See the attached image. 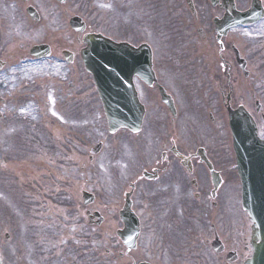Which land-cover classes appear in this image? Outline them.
Wrapping results in <instances>:
<instances>
[{"label": "flooded vegetation", "instance_id": "obj_1", "mask_svg": "<svg viewBox=\"0 0 264 264\" xmlns=\"http://www.w3.org/2000/svg\"><path fill=\"white\" fill-rule=\"evenodd\" d=\"M237 10L248 7L250 0H232ZM264 7V0H259ZM108 5L109 7H102ZM33 6L40 18L38 22L28 18L26 8ZM223 0H6L0 2V22L27 21L35 26L44 19L53 23H65L70 17H79L86 32L110 33L115 40L127 41L134 46L147 42L156 32L164 31L172 40L194 47L204 65L201 72L214 71L212 59L225 56L233 47L229 36L216 43L214 20L225 14ZM13 32V29H10ZM152 79H157L159 68L166 61L164 50L152 51ZM220 72H230L236 67L221 60ZM137 88L146 89V83L134 79ZM216 84V83H214ZM146 101L149 97H144ZM187 120L189 114L178 110L174 117L157 102L149 104L143 131L154 132L148 142H156L154 160L146 164L153 169L155 178H144L135 188L132 209L139 220V234L135 246L129 249L118 236L123 228L119 211L121 197L110 203L105 232L107 247L105 264H242L251 256L249 226H243L241 216L227 211V173L224 164L213 162L217 173L216 188L212 185L208 169L200 162L197 151L189 143V135L178 119ZM214 121V120H213ZM181 154L190 159L191 172L178 159ZM207 154V153H206ZM136 185V184H135ZM49 227L42 233L41 242L30 243L27 261L16 254L12 264H98V228L79 231ZM94 232H92V231ZM65 232L64 234H59ZM219 243L218 250L213 244ZM78 247V258H72ZM69 256V259H68Z\"/></svg>", "mask_w": 264, "mask_h": 264}, {"label": "rangeland", "instance_id": "obj_2", "mask_svg": "<svg viewBox=\"0 0 264 264\" xmlns=\"http://www.w3.org/2000/svg\"><path fill=\"white\" fill-rule=\"evenodd\" d=\"M39 32L36 31L33 35L25 36L21 41L13 40L8 46L2 47L3 43L0 42V47H2L0 58L3 59L2 56L9 57L11 60L8 69L0 74V81L8 83V88L0 89V97L5 99L4 104H0V185L2 187L0 202L7 210L0 211V241L3 240L6 232L15 234L17 231L22 237L27 235L26 228L32 224L27 210L30 209L31 204L32 206L36 203L39 205V210L36 211L38 217L35 219L37 225H46L55 214L60 212L66 216L70 215L76 209L75 203L74 206H67L60 199L66 197L74 200L85 179H88L87 185L90 186L91 170H94L95 173L93 178L95 179L94 187L99 193L98 205L104 211L107 210L104 183L110 168H112V164L110 165L112 148L97 159L93 169H88L89 166H87L88 172L86 174H82L79 167L93 144L105 134V122L96 92L90 77L81 68V72L78 73L80 75L78 80L81 81L82 89L77 91L84 95L83 99L80 100L76 97L71 100L64 95L70 94L74 89L69 83H65L70 79L73 70L68 65L58 61L57 51L60 49L58 43L55 45V55L48 59L32 61L27 58L19 59L15 55L16 47L24 48L33 41L34 43L43 41ZM259 32L262 34L261 37H264V22L260 26L242 31L240 35L234 37L242 38L238 45H244L241 46L244 52H246L245 49L249 48L253 52L252 54L250 50H247L249 68L257 78V93L264 103V50H262L264 46L260 50L262 59L260 62L255 59L256 53L253 50L256 47L253 40ZM64 41L67 43L74 41L67 30ZM33 80L34 83H32ZM58 82L65 83L61 84L62 89L58 94L54 93L53 89L52 91L48 90L49 83H51V87H56ZM32 85H35L34 90H29ZM245 87L244 84L236 85L240 93H245ZM59 99L71 100L62 104L66 107L69 115L74 117L75 122L82 115L84 109L90 108L89 103L84 102L85 99L92 103V111L89 115L86 113L83 115L82 126L77 130L60 129L54 125L53 121L60 122L56 108ZM53 112L56 115H53ZM20 117H23L24 120ZM31 122H42L43 127L47 128L44 130L47 134L46 137L55 134L57 139L52 136L53 139L59 141L57 150H52L48 159L45 158L43 161L37 162L44 164L39 169H34L33 164L24 158L19 162H9L8 160L13 156L8 155L6 157L5 152L7 151L4 150L2 125L8 123L12 128L25 127L18 129L20 133L27 132L26 135H18L17 130H8L5 134V141L10 144V150L14 147L20 153L15 157H33L35 155L32 149L35 151L33 147L40 146L44 137L41 127L36 129L31 126L27 131V123ZM84 125H86V129ZM74 127H78V124ZM11 152L17 155L16 152ZM135 163L136 160H130L131 165ZM9 170L16 176V181L9 176L4 177ZM231 195L239 203L238 187L232 189ZM8 215L9 217H6Z\"/></svg>", "mask_w": 264, "mask_h": 264}, {"label": "water", "instance_id": "obj_3", "mask_svg": "<svg viewBox=\"0 0 264 264\" xmlns=\"http://www.w3.org/2000/svg\"><path fill=\"white\" fill-rule=\"evenodd\" d=\"M239 19H249V16L240 17ZM117 49L122 51L123 55L117 53ZM125 51V47H114L105 41L92 40L89 47L83 52L86 69L94 76V80L103 100L104 94L111 88L115 91L120 90V97H126L128 95L124 82L131 72L126 69ZM113 72H115V74ZM117 106L126 105L119 103ZM120 114L123 115L122 112H120ZM235 117L237 120L240 118L252 128V124L246 115H231L232 119ZM234 133L240 137L242 142L244 141V138L241 136L236 126L234 128ZM246 143L251 150L247 153L245 159L239 160L240 173L244 188L249 190L252 198V210L260 220V232L264 234V150H260V148H264V143L256 142L255 140L253 142L251 139ZM257 203H260V206L257 205ZM259 253H264V240L261 247L257 250V254Z\"/></svg>", "mask_w": 264, "mask_h": 264}, {"label": "snow or ice", "instance_id": "obj_4", "mask_svg": "<svg viewBox=\"0 0 264 264\" xmlns=\"http://www.w3.org/2000/svg\"><path fill=\"white\" fill-rule=\"evenodd\" d=\"M101 6H102V7H109L108 5H101ZM245 34H247V33H245ZM52 114H53V115H56L55 112H53ZM261 138L264 139V136H262Z\"/></svg>", "mask_w": 264, "mask_h": 264}]
</instances>
